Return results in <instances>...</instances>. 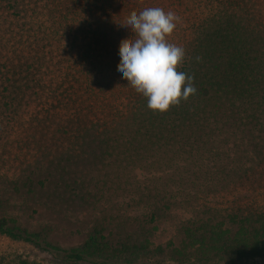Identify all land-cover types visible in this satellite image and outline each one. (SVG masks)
<instances>
[{"label":"trees","instance_id":"1","mask_svg":"<svg viewBox=\"0 0 264 264\" xmlns=\"http://www.w3.org/2000/svg\"><path fill=\"white\" fill-rule=\"evenodd\" d=\"M186 1L167 39L196 93L161 113L120 77L142 6L0 0V212L25 198L52 223L4 213L0 264H264V210L242 196L264 191V0ZM72 212L81 243L57 246Z\"/></svg>","mask_w":264,"mask_h":264},{"label":"clouds","instance_id":"2","mask_svg":"<svg viewBox=\"0 0 264 264\" xmlns=\"http://www.w3.org/2000/svg\"><path fill=\"white\" fill-rule=\"evenodd\" d=\"M177 17L159 7L133 14L126 29L134 34L120 46V77L147 99V107L161 113L196 93L193 77L178 71L185 50L168 42Z\"/></svg>","mask_w":264,"mask_h":264},{"label":"rangeland","instance_id":"3","mask_svg":"<svg viewBox=\"0 0 264 264\" xmlns=\"http://www.w3.org/2000/svg\"><path fill=\"white\" fill-rule=\"evenodd\" d=\"M8 3V0H4V2ZM135 2L137 5L142 6L143 9L149 7H159L164 11H176L182 10L184 8L190 7L192 3L188 5H181L180 0H126ZM187 2L186 0H182ZM5 2V3H6ZM132 5V4H131ZM130 7H134L131 6ZM1 192V191H0ZM242 196H247L250 202L257 204L261 209L264 210V191L257 193H243ZM2 198V193L0 194ZM6 198V196H4ZM8 197V196H7ZM238 196H228L223 199H213L210 200L212 204L219 206H226L228 202L233 201ZM3 199V198H2ZM11 205H16L17 208H10L7 211L0 212V218L5 213L10 217L16 218L22 226H28L31 230H38L43 225H51V221L41 217L40 211L38 207L30 200H26L25 198H16L11 201ZM218 206V207H219ZM140 213V211L138 212ZM136 214V213H135ZM192 215L191 208L182 207L181 209H176L171 212V217L164 222H161L159 226L156 228V234L151 242V246L153 248H157L158 246L166 245L169 241L174 239L176 235V230L181 222L190 218ZM86 216L81 212H72L66 214V218L59 223L53 224L55 232L53 233L51 240L57 246L66 248L71 247L81 243V236L83 232H85L84 222Z\"/></svg>","mask_w":264,"mask_h":264}]
</instances>
